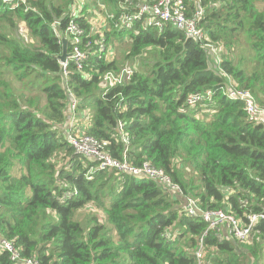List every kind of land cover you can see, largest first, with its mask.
Returning <instances> with one entry per match:
<instances>
[{"label": "trees", "instance_id": "1", "mask_svg": "<svg viewBox=\"0 0 264 264\" xmlns=\"http://www.w3.org/2000/svg\"><path fill=\"white\" fill-rule=\"evenodd\" d=\"M121 2L28 0L9 9L0 0V240L39 264H198L199 244L201 264H248L249 256V264H259L264 219L250 243H233L183 207L185 197L200 212L222 210L242 221L264 215V126L223 94L228 77L264 108V0H184L189 15L201 6L215 60L171 25L116 29L138 0L124 9ZM95 9L113 14L112 20L104 14L108 30L93 31ZM72 18L90 43L89 57L81 70L68 60L64 77L51 25L64 31ZM122 41L120 64L110 51ZM138 58L125 84L103 80ZM192 95L202 98L190 105ZM70 119L82 134L106 142L112 158L125 154L132 166L162 170L184 197L145 177L97 170L66 142ZM84 211H91L88 227L74 216ZM0 264L19 263L3 251Z\"/></svg>", "mask_w": 264, "mask_h": 264}, {"label": "built area", "instance_id": "2", "mask_svg": "<svg viewBox=\"0 0 264 264\" xmlns=\"http://www.w3.org/2000/svg\"><path fill=\"white\" fill-rule=\"evenodd\" d=\"M27 2L28 0H1L2 5L9 9H14L19 6H27ZM132 4L133 0H123V3H120V8L124 9L126 8L124 5L130 6ZM135 8L136 10L131 13H123L120 15L117 22L114 24V27L121 30L123 28H131L133 24L140 22L145 28H156L161 30L165 25H171L175 29L182 31L188 39L195 40L194 42L196 43H202L206 39V33L200 26V21L203 16V10L200 5H197L196 12L190 15L186 11L187 6L184 4V0H138V2L135 3ZM104 14L107 19H113V14H107L106 12H104ZM58 25L57 22L51 25L56 36L57 33L55 27ZM63 32L64 34L69 35L70 40L68 46H71L72 50L70 53H73L74 55L68 60H72L76 68L81 70L83 63L89 57L87 49L90 46V43L83 42L84 30L72 18ZM97 46L98 52L104 51L103 38L98 40ZM203 47L215 60L218 55L217 50L208 44ZM68 60L65 64L61 65L64 77L67 75L66 67ZM132 74V69L123 67L118 74L113 72L107 73L103 80L107 82L109 86L123 85L130 80ZM67 94L71 98L67 110L69 113L73 114L76 102L72 98V94L68 89ZM223 94L230 100L241 102L246 116L254 122V124H261L264 126V108L256 105L254 98L249 91L237 88L231 80L226 77V84L223 86ZM207 95H209V92H207ZM201 98V95H192L188 98V104L193 105L201 100ZM118 126L120 132H122V124L119 123ZM63 135L66 142L74 148L76 154L96 163L97 170L114 169L121 173L145 177L162 185V187L168 189L169 192L175 193L179 197L183 196V193L178 186L172 184L170 178L165 175L162 170L156 169L150 163H142L141 166L135 167L128 163L125 154H123L122 160L112 158L105 150L106 142H100L90 136L82 134V132L76 128L73 119H70V121L64 125ZM122 140L124 143H128V137L125 134H122ZM92 171L93 168L90 169L89 173ZM75 194V191L72 194H63L60 200L65 201ZM184 199L187 200V203H184L183 207L184 212L187 215L200 216L207 225V231L215 232L219 238L228 237L234 242L242 243L250 240L249 238L254 225L258 220L264 219V215L261 214L246 216V220L242 221L231 213L222 210H206L200 212L193 200L185 197ZM225 226L228 230L227 235L222 234V229ZM3 251L8 252L10 261L15 263L39 264L34 258L26 259L20 257L19 252L15 249L12 242L0 240V252ZM202 254L203 247L199 244V248L195 254L198 264H201L200 260Z\"/></svg>", "mask_w": 264, "mask_h": 264}, {"label": "rangeland", "instance_id": "3", "mask_svg": "<svg viewBox=\"0 0 264 264\" xmlns=\"http://www.w3.org/2000/svg\"><path fill=\"white\" fill-rule=\"evenodd\" d=\"M94 15H95V17L91 20V24L93 27V31L99 33L101 30L103 31L106 29L107 24H106V21L104 20V14L99 15V10L95 9ZM108 29L109 28H107L106 30H108ZM21 33H24L23 30L21 31ZM21 36L26 42H30V38L27 37V39H26L25 34H21ZM115 45H116V48H112V51H110V57L113 56L114 60H117L118 62H120V64H122V62L124 61V51L126 49L127 43L125 41H122L120 43L119 42L115 43ZM142 60H143V58H138V59L133 61V66H130L129 64H125L124 67H129L134 71V69L137 68L139 65L137 63V61L142 62ZM90 213H91V211L90 212L84 211L83 213H78V214L76 213L74 216L77 220L81 221L83 227H85V226L88 227V220L90 218ZM247 242L250 243L249 240ZM263 256L264 255H261V257H260L261 261H259V264H264V257ZM250 260H252V258L249 256L248 264L250 263Z\"/></svg>", "mask_w": 264, "mask_h": 264}, {"label": "water", "instance_id": "4", "mask_svg": "<svg viewBox=\"0 0 264 264\" xmlns=\"http://www.w3.org/2000/svg\"><path fill=\"white\" fill-rule=\"evenodd\" d=\"M56 33L62 48L61 54L57 56V60L60 65H63L68 59L72 58L74 55L73 53L68 52V44L70 40L69 35L64 34V32L59 30L58 28L56 29ZM233 243L235 242L233 241Z\"/></svg>", "mask_w": 264, "mask_h": 264}, {"label": "bare ground", "instance_id": "5", "mask_svg": "<svg viewBox=\"0 0 264 264\" xmlns=\"http://www.w3.org/2000/svg\"><path fill=\"white\" fill-rule=\"evenodd\" d=\"M184 4H185V2H184ZM185 5H186V4H185ZM186 6H187V5H186ZM187 8H188V7H187ZM196 10H197V9H195L194 11H192L191 14L195 13ZM186 11H187V13H190L188 9H187ZM194 41H195V40H194ZM200 44H203V46H204V45H207L208 43L205 41V42H202V43H200ZM209 95H210V92H209ZM253 98H254V97H253ZM254 101H255V99H254ZM255 103H256V102H255ZM256 105H257V104H256ZM257 106H258V105H257ZM246 119H247L248 121L252 122L248 117H247ZM253 123H254V122H253ZM202 212H204V211H202ZM196 216H198V215H196ZM206 228H207V227H206ZM202 247H203V246H202Z\"/></svg>", "mask_w": 264, "mask_h": 264}, {"label": "crops", "instance_id": "6", "mask_svg": "<svg viewBox=\"0 0 264 264\" xmlns=\"http://www.w3.org/2000/svg\"><path fill=\"white\" fill-rule=\"evenodd\" d=\"M76 126H77L76 128L79 129V128H78L79 125L76 124ZM181 199H182V198H181ZM227 233H228V230H227V227L225 226V227H223V229H222V234H223V235H227Z\"/></svg>", "mask_w": 264, "mask_h": 264}]
</instances>
